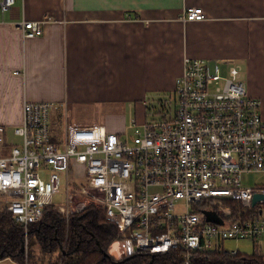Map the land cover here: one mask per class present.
Segmentation results:
<instances>
[{"label":"built area","instance_id":"built-area-1","mask_svg":"<svg viewBox=\"0 0 264 264\" xmlns=\"http://www.w3.org/2000/svg\"><path fill=\"white\" fill-rule=\"evenodd\" d=\"M15 4L0 0V23ZM185 17L201 21L205 13L189 7ZM43 24L23 20L17 27L34 38L43 35ZM242 71L241 64L225 71L218 61L187 57L172 92L174 111L164 110L161 120L131 118L120 134L102 125H68L57 139L50 126L54 104L26 102L14 130L21 144L0 157L3 206L26 228L48 206L67 220L93 206L128 237L120 241L124 256L182 249V264H191L197 251L236 255L229 242L264 239L263 211L234 220L224 204L251 209L254 196L264 195V185L242 182L244 174L264 172L262 104L248 94ZM156 102L162 107L165 100ZM56 194L65 204H54ZM179 203L185 205L180 213ZM210 211L216 221H208Z\"/></svg>","mask_w":264,"mask_h":264},{"label":"crops","instance_id":"crops-1","mask_svg":"<svg viewBox=\"0 0 264 264\" xmlns=\"http://www.w3.org/2000/svg\"><path fill=\"white\" fill-rule=\"evenodd\" d=\"M189 7H202L205 19L188 21ZM3 18L0 157L16 144L26 102L54 104L57 139L68 125L93 120L120 134L130 111L173 92L187 57L218 61L224 70L241 64L264 117V0H16ZM23 20L44 21L43 35L25 38L17 27ZM238 242L228 244L264 255V239Z\"/></svg>","mask_w":264,"mask_h":264},{"label":"trees","instance_id":"trees-1","mask_svg":"<svg viewBox=\"0 0 264 264\" xmlns=\"http://www.w3.org/2000/svg\"><path fill=\"white\" fill-rule=\"evenodd\" d=\"M232 209V219L247 220L264 212L263 206L245 208L241 203L225 200ZM44 217L27 228L18 223L7 207L0 206V259L10 258L19 264H182L183 250L166 254L135 253L116 260L107 255L110 246L124 237L117 225L107 221L103 211L93 206L66 217L54 206L45 208ZM207 213L208 221H216ZM24 248V249H23ZM191 264H264L260 252L232 255L221 249L195 252Z\"/></svg>","mask_w":264,"mask_h":264},{"label":"rangeland","instance_id":"rangeland-1","mask_svg":"<svg viewBox=\"0 0 264 264\" xmlns=\"http://www.w3.org/2000/svg\"><path fill=\"white\" fill-rule=\"evenodd\" d=\"M225 71H227V69H225ZM224 74H226V72H224ZM242 79H243V81H246L244 69L242 71ZM159 100H165V103L163 104L162 107H160V105L157 104V102L155 101V102H150L148 106H144L143 108L138 107L135 109V111H130L126 116V122L124 124V127L122 126V124L119 123L121 126V129L123 128L122 132H124L126 127L130 124L131 118H136L138 123H142L145 120H161L163 118L164 110H169L172 112L174 111L175 104H174L173 93H168L166 95H163L162 97H160ZM80 116L82 118L87 119V120H89L90 118H96L97 117L94 114H90V113H81ZM114 121H115L114 125H116L118 123V121L117 120H114ZM90 122H91V124L87 123L86 126L95 124L94 120L90 121ZM52 126L53 125L51 124V130H52V132H54L55 128H54V126L52 128ZM132 134H133V130H130V132H128V135L131 136ZM18 138L16 136L13 137V140H14L13 144H15V143H16L15 145L21 144L20 143L21 139L20 138L18 139ZM41 176L45 180L48 179V173L47 172H42ZM242 182H243V185L245 187L264 185V172H253V173L244 174L242 176ZM53 201H54V204L56 206H58L60 204L63 205V204H65V197L61 194H56L53 197ZM180 206H181V208L178 209L179 213L181 212L182 208L185 207V205H184V203H179V207ZM258 206H261V205H258ZM238 244L244 246L245 244L250 245L251 242H250V240H241V242H238Z\"/></svg>","mask_w":264,"mask_h":264},{"label":"water","instance_id":"water-1","mask_svg":"<svg viewBox=\"0 0 264 264\" xmlns=\"http://www.w3.org/2000/svg\"><path fill=\"white\" fill-rule=\"evenodd\" d=\"M263 200H264V195L256 194L253 199V206H256L259 201H263ZM123 249H124V243L120 241H115L111 244L107 255L113 257L116 260H121L124 256Z\"/></svg>","mask_w":264,"mask_h":264}]
</instances>
